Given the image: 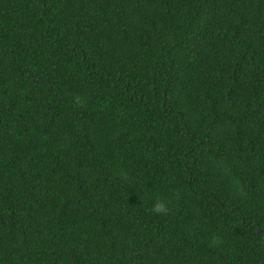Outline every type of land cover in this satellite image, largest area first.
Segmentation results:
<instances>
[{"label": "trees", "instance_id": "16d2710c", "mask_svg": "<svg viewBox=\"0 0 264 264\" xmlns=\"http://www.w3.org/2000/svg\"><path fill=\"white\" fill-rule=\"evenodd\" d=\"M0 264H264V0H0Z\"/></svg>", "mask_w": 264, "mask_h": 264}, {"label": "clouds", "instance_id": "9594fccd", "mask_svg": "<svg viewBox=\"0 0 264 264\" xmlns=\"http://www.w3.org/2000/svg\"><path fill=\"white\" fill-rule=\"evenodd\" d=\"M151 210L156 214H167L168 206L163 200L157 199Z\"/></svg>", "mask_w": 264, "mask_h": 264}]
</instances>
